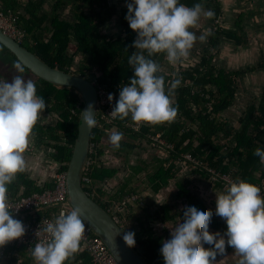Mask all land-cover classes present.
<instances>
[{"label": "trees", "instance_id": "16d2710c", "mask_svg": "<svg viewBox=\"0 0 264 264\" xmlns=\"http://www.w3.org/2000/svg\"><path fill=\"white\" fill-rule=\"evenodd\" d=\"M179 2L189 7L200 3L204 11L211 10L214 13L209 44L204 50L200 63L187 70L179 69L173 74H166L162 70L164 52L150 57L160 67L157 74L164 76L166 90L173 79L179 78L181 81L171 97L172 104L177 108V115L173 120L158 124L147 122L139 124L132 121L130 115L124 119L117 117L115 120L104 119L98 115L97 125L91 138L88 167L84 174L90 181H84L83 185L106 210L110 209L113 201L137 193L136 189L128 187L127 184L108 196L105 188L100 185L114 178L119 170L107 167L102 158L105 155L104 146L108 147L103 144V138H107V134L113 129L123 133L119 148H114L109 143V148L115 153L121 152L128 157L139 149L142 143L150 146L152 144L164 150L165 155L162 156L164 158L155 159L159 164L148 176L150 188L155 194L176 178L180 171L177 161L191 166L193 173L203 179L210 180L217 177L216 183L220 188L228 183L224 179L225 176L233 180L244 179L261 190L264 188V164L254 155L257 147L264 149V92L258 101L253 103L251 101L239 120L240 127L232 126L231 121H228L229 118L226 119L223 115L228 114L234 107L240 90V79L246 74V70H218L213 65L215 53L217 56L222 53L224 36L235 41L237 46L248 43V39L241 36L245 33V28L239 23L236 32L219 29L216 21L222 16V9L217 0L215 2L179 0ZM46 3L52 4L48 13L43 11ZM0 5L5 14L12 13L17 18L18 28L32 39L33 46L23 43V47L52 68L71 72L76 58L81 56L82 60L75 74L87 77L89 80L96 79L98 84L113 87L120 83H129L130 78L133 77V66L128 63V58L133 52L140 50H136L133 46L137 33L129 27L125 18L127 8L122 13L125 37L110 40L105 34V28L114 13L108 0H28L27 2L0 0ZM69 7L71 14L68 19L62 14ZM240 19L244 20V17ZM71 45L76 46L74 53H71ZM16 60L17 58L0 44V78L4 77V80L10 81L15 75H22L28 80V76L31 75L33 78L31 80H37L35 83L37 95L45 99L47 109L51 113L58 115L56 124H35L32 132L39 134L41 140L50 141V147L54 149L53 159L60 164L58 173H65L77 137L83 101L73 89L54 86L26 68L24 73H19L13 67ZM157 135L172 147L167 149L155 142L154 137ZM136 141L139 143L137 144ZM187 155L198 164L186 159ZM133 169L136 173H140L150 168L148 162L141 161V165ZM210 169H214L216 173L213 174ZM56 185V178L39 181L31 178L23 169L7 185L6 200L54 190ZM179 188L177 194L179 198L195 201L208 208L207 204L188 191L185 185L180 184ZM161 206L160 211L157 210L158 212L156 211L157 213L152 216L149 214L150 206L145 208L146 218L158 216L162 222H169L174 221L179 215L181 218L184 215L172 214L168 203ZM41 215L47 214L40 213L39 216ZM140 220L138 218L141 230L139 232L132 230L135 233V247L148 264H164L160 252L161 239L154 236V228L150 225L152 222L145 223ZM226 228L224 220L211 217L210 231H220L223 234ZM15 249L11 246L8 248L10 251ZM16 251L22 256L26 254L27 248H18ZM85 254L91 264L87 251ZM7 255L6 252L5 257H9L8 262L18 259L13 254L8 257Z\"/></svg>", "mask_w": 264, "mask_h": 264}, {"label": "clouds", "instance_id": "9594fccd", "mask_svg": "<svg viewBox=\"0 0 264 264\" xmlns=\"http://www.w3.org/2000/svg\"><path fill=\"white\" fill-rule=\"evenodd\" d=\"M126 6L125 18L137 33L133 46L140 51L128 58L134 75L129 83H120L124 85L110 115L119 119L130 115L137 123L171 121L177 115L171 97L181 81L173 79L166 90L164 76L157 74L160 67L150 57L164 52L172 64L186 59L197 39L189 28L197 23L202 12L208 17L213 12L204 11L200 3L189 7L179 0H126ZM199 38L203 40L204 36ZM13 67L19 73L25 71L20 60H16ZM108 99H113L111 93ZM46 107L45 99L37 95L33 80H25L22 75H15L10 81L0 80V247L25 233L24 224L13 218L6 203L7 185L24 169L23 153L29 135ZM82 119L89 129L96 126L91 104L83 110ZM122 136L123 133L116 130L109 133L114 148L120 147ZM254 155L264 164V149L257 147ZM260 193L258 186L239 178L229 181L223 191L216 192L215 214L227 225L223 234L209 230L211 209L195 201L185 202L181 206L184 215L176 219L170 235L162 242L160 252L164 264H214L226 246L239 254L237 264H264V196ZM47 209L37 214L47 213ZM42 223L44 227H39L37 236L42 231L47 237L38 239L31 247L36 264H64L78 250L85 233L81 210L73 207L67 213L61 211L54 221ZM123 240L129 247L135 246V233L125 231Z\"/></svg>", "mask_w": 264, "mask_h": 264}, {"label": "rangeland", "instance_id": "374dc122", "mask_svg": "<svg viewBox=\"0 0 264 264\" xmlns=\"http://www.w3.org/2000/svg\"><path fill=\"white\" fill-rule=\"evenodd\" d=\"M23 1L27 2L28 0ZM108 1H111V6L113 7V19H116L115 21L119 19L120 21L122 11H124L127 7L126 0ZM212 1L215 2L216 0ZM217 1L221 4L222 9V16L216 21V24L219 25L218 28L236 32L238 30V24L242 23L243 27L245 28V33H242L241 36H245L248 39V43L237 46L235 41L224 36L223 39H225L224 41H226V45H223L222 53L219 56H217L215 53L216 57L213 61V65L218 70H246L247 75L245 74L240 79V90L234 107L228 112V114L224 113L223 115L226 119L229 118L228 121H231L232 126L240 127L239 120L244 115L247 105H249L252 100L258 101L264 92V66L262 67V65H264V0ZM44 9L49 11L50 7L45 5L43 11ZM70 14L71 8L69 7L62 15H65V17L69 19ZM201 14L202 15H200L198 18L197 23L189 28V30L196 35L197 39L194 41L192 48L189 50L188 57L180 62H177L176 64H172L167 61L170 65H174L175 70L176 68L178 70H187L201 62L202 56L204 55V48L207 46L209 41V31L207 30V33L205 29L207 27L212 28L210 18L203 15V12ZM210 17L214 19V13ZM241 17H244V20H241ZM118 29H121L120 32H123L121 27H118ZM123 33L125 37V32ZM105 34L109 36L110 40L117 36H110L111 34L109 31H107ZM201 35L204 36L203 40L199 38ZM206 39H208V41L204 42ZM70 48L71 53H74L76 46L71 45ZM81 60V56L76 58L75 66L72 71H76L78 69V64ZM249 68H256V70L250 73ZM162 70L166 74L175 73L169 67L166 69L163 68ZM57 120L58 117L56 114L53 115L51 113L42 111L39 115L40 123H45L47 125L56 124ZM111 131L112 130H110V132ZM103 139V144L108 146H104L105 155L102 157L105 165L111 168H118L119 170L114 178L100 185L105 188L108 196H110L112 192H115V190L119 188L121 189L128 184V187H133L137 190L136 194L139 196L140 200L137 203H133L132 201L133 209L129 208L127 210H121V214L126 219V221L121 222L123 229H126L127 231L134 230V232H139L141 230V226L137 218H140L141 220H144L145 223L152 222L150 225L152 228H154L155 236L158 234L161 235L163 239H166L169 234L166 228L169 226L172 227V224L175 225V222H168L166 224L163 223L164 225L160 227V224H158L160 220H156L154 217H149V219H147L144 210L150 206V204H152L153 209L151 208L152 210L149 211V214L152 216L158 212L157 210L160 211L159 207L161 205L168 203L171 209H173L171 212L172 214H175V212L176 214H180L182 212L181 206L187 202L185 198H179L177 195L180 190V184L185 185V188L188 191L196 195L204 203L207 202L205 204H207L208 208L213 211V218L219 217L220 219H223L219 215L215 214L216 203L214 202L216 200V192L224 190L226 185L223 188L217 187V177L205 181V179L200 176L202 178L201 180L199 179L200 177H198V175L193 173L191 166L177 161L180 171L176 175V178L172 179L166 187L160 190L158 194H155L150 188L148 176L149 173L153 172L154 167L159 164L155 159L164 158L162 157L165 155L164 150H161L152 144L150 146L142 143L139 149H136L131 155L127 157L124 153L120 152L118 154L109 148V134H107V138L105 137ZM136 142L137 144L139 143V141ZM23 156L25 159L24 170L30 174L31 178L44 181L47 179L57 178L59 175L58 169L60 168V164L55 162L53 159L54 149L50 147V141H47L46 139L41 140L39 138V134L33 133L31 131L28 138V145L23 153ZM141 161L148 162L150 169L148 171L136 173L133 168L141 165ZM129 179H132V181H129ZM202 190L206 191L207 193ZM213 194L214 196L210 197V195ZM108 196L105 198L107 199ZM124 198L125 197H123L121 200ZM121 200L113 201L112 205L116 207L118 202ZM129 216H131V219H129ZM177 217L180 218L181 216ZM152 218H154V221ZM162 228H165L164 231H162ZM163 232L165 235L162 234ZM205 247H207V245H205ZM233 254L235 255L237 253L231 247L226 246L225 252L218 255L214 263L217 264L216 262H219L220 264H236L235 262H230L235 260L232 257ZM237 256H239V254H237Z\"/></svg>", "mask_w": 264, "mask_h": 264}, {"label": "water", "instance_id": "95a60500", "mask_svg": "<svg viewBox=\"0 0 264 264\" xmlns=\"http://www.w3.org/2000/svg\"><path fill=\"white\" fill-rule=\"evenodd\" d=\"M0 44L38 78L54 86L73 89L80 95L83 101V108L79 117L78 133L72 156L66 171V203L70 209L76 207L81 210L84 222L104 240L119 264H148L135 246L129 247L125 243L123 240L125 231L122 226L85 190L83 185L84 174L88 167L89 154L91 152V138L95 126L89 129L82 119V113L91 104L95 120L97 119L99 103L96 86L81 75L52 68L34 53L4 33L2 29H0ZM43 209L45 208H41L36 212Z\"/></svg>", "mask_w": 264, "mask_h": 264}, {"label": "built area", "instance_id": "2783aa9c", "mask_svg": "<svg viewBox=\"0 0 264 264\" xmlns=\"http://www.w3.org/2000/svg\"><path fill=\"white\" fill-rule=\"evenodd\" d=\"M17 25V18L12 14H5L0 5V29L4 31L8 36L17 41L19 44H23L25 41V32L21 31ZM98 90V103H99V112L98 115H101L102 118L115 120L117 117L110 115L113 107L115 106L116 100L119 97V91L124 84H117L113 87H108L106 84H98L97 80L92 81ZM109 93L113 95V99L109 101ZM142 122H139L141 124ZM138 124V125H139ZM154 141L166 147L167 149L171 148L172 145L166 142L161 138L160 135L154 137ZM186 159L198 164L192 159L190 155L186 156ZM210 171L215 174L214 169ZM224 179L229 182L233 181L231 177L225 176ZM57 185L54 190H48L42 193H34L28 197H20L15 199H8L6 203L9 207V210L12 211L13 218L22 221L25 226V233L22 237L17 238L13 241L8 242L3 247H0V256L5 257V253L8 255H18V248L26 247L28 251H31V247L37 242V240H45L47 234L42 231L37 236V231L39 227L41 229L44 227L42 221H54V219L64 211L67 213L71 209L66 203L67 199V187H66V173H59L56 178ZM86 182L90 180L87 177L83 179ZM263 190H261V195L263 196ZM139 202V196L135 194H130L125 196L123 200L118 202V205H111L108 212L114 218L116 222L120 225L122 221H126L125 217L121 214V210L133 209V203ZM49 207L46 210L47 215L39 216L36 211L41 208ZM29 216V217H25ZM85 223V222H84ZM80 245L84 246L87 253L89 254L91 264H119L116 258L108 249L104 240L99 237L93 229L85 223V233L82 236ZM79 245V246H80ZM16 248L14 251L8 250L9 247Z\"/></svg>", "mask_w": 264, "mask_h": 264}, {"label": "crops", "instance_id": "0c3cea01", "mask_svg": "<svg viewBox=\"0 0 264 264\" xmlns=\"http://www.w3.org/2000/svg\"><path fill=\"white\" fill-rule=\"evenodd\" d=\"M110 3V6H111V1L109 2ZM46 5L47 6H49L50 7V9H51V5L52 4H50V3H46ZM111 8H113L112 6H111ZM124 10V9H123ZM50 11V10H49ZM49 11H47L46 9H44V12H46V13H48ZM202 15V14H201ZM210 18V21L212 20V17H209ZM112 19H113V17H112ZM110 20L109 21V24H108V26L105 28L106 29V32L107 31H109V33L112 35V37H115L116 35V37L117 38H120V37H124V33L123 32H125L124 31V29H123V27H122V25H121V22L119 21V19H117V21H115L116 19H113V20ZM118 27H121L122 29H123V32H120V30L121 29H118ZM119 34V35H118ZM114 35V36H113ZM119 36V37H118ZM112 38V39H117V38ZM208 41V39H206L204 42H207ZM226 41H224V44L226 45V43H225ZM203 44V43H202ZM208 44H209V41H208ZM208 44H207V46H208ZM223 44V45H224ZM207 46H205V48L207 47ZM204 48V49H205ZM197 49H199V48H197ZM225 50V49H224ZM168 60L166 59V53H164L163 54V68L164 69H166L167 67H169V68H171V70H173V72H176L178 69L176 68V70H175V67H174V65H170L168 62H167ZM200 63V62H199ZM197 65V64H196ZM196 65H194V66H196ZM162 68V69H163ZM190 68H192V67H190ZM249 69H251L250 70V73L251 72H254L256 69L255 68H249ZM252 69H254V70H252ZM249 74V73H248ZM247 75V74H246ZM254 102V100H252V103ZM250 105V104H249ZM249 105H247V107L249 106ZM198 177H200V176H198ZM199 179H201L202 180V178L200 177ZM205 181H206V179H205ZM216 186L217 187H219L218 185H217V183H216ZM220 188V187H219ZM203 189V188H202ZM220 190V189H219ZM222 190V189H221ZM202 191H204V190H202ZM201 191V192H202ZM223 191V190H222ZM204 192H206V191H204ZM207 193V192H206ZM211 193V192H210ZM214 196V194L213 195H210V197H213ZM202 197V196H201ZM215 199H216V195H215ZM205 203H207V202H205ZM214 203H216V200H215V202ZM153 209V207H152V204H150V211ZM173 210V209H172ZM175 214H176V212H175ZM180 214H184L183 212H181ZM177 215H179V214H177ZM180 216V215H179ZM178 217H176V219H177ZM181 218V217H180ZM138 219V218H137ZM155 219L157 220V219H159V217L158 216H156L155 217ZM176 219L174 220V221H169L170 223L171 222H175L176 221ZM222 220H224V219H222ZM144 221V220H143ZM225 221V220H224ZM163 223H168V222H162L161 220L158 222V224H160L159 226L161 227L162 225H164ZM173 226L172 227H174V224H172ZM171 226H169L168 228H166L167 230H168V236L170 235V228H172ZM163 230L162 231H164V229L165 228H162ZM163 235H165V233L163 232L162 233ZM155 236V235H154ZM155 237H157V238H160L161 239V246H162V242H163V237L161 236V235H158L157 234V236H155ZM208 246V245H207ZM85 251H86V249L84 248V246H79V248H78V250L75 252V253H73L71 256H69L67 259H66V261L64 262V264H89V262H88V258H87V255L85 254ZM228 252V251H227ZM229 254V253H228ZM9 255H7V257H8ZM14 256H16V255H14ZM17 257H18V259H16V260H12V262H8V258H6V257H3V256H0V262H2L1 264H36V262H35V260H34V258H33V256H32V254H31V251H28L27 250V252H26V254L25 255H22L21 256V254H18L17 255ZM232 257L235 259V260H232V261H230V262H235L236 264H237V262H238V260L240 259V256H237V254H233L232 255ZM217 264H220L219 262H216ZM223 263V262H222ZM215 264V263H214ZM228 264V263H227Z\"/></svg>", "mask_w": 264, "mask_h": 264}, {"label": "flooded vegetation", "instance_id": "af4514ba", "mask_svg": "<svg viewBox=\"0 0 264 264\" xmlns=\"http://www.w3.org/2000/svg\"><path fill=\"white\" fill-rule=\"evenodd\" d=\"M123 12V11H122ZM120 22H121V25H122V16H120ZM211 23V25H212V21L210 22ZM207 30L208 31H211V28H209V27H207L206 29H205V31L207 32ZM208 33V32H207ZM209 34L210 33H208V37H209ZM207 38V37H206ZM32 39L26 34V32H25V41H24V43H29L30 45H34V43L31 41ZM75 64V63H74ZM78 66H79V64H78ZM29 77V79H33L32 78V76L31 75H29L28 76ZM1 80H4V77H1L0 78ZM35 83H37V80H33ZM48 106H50V105H48ZM45 112H47V113H51L48 109H47V107L45 108V110H44ZM41 114V113H40ZM51 114H53L54 115V113H51ZM57 115V114H56ZM58 116V115H57ZM35 124H45V123H40V121H39V118H38V120H37V122L35 123ZM96 125H97V122H96ZM96 127V126H95Z\"/></svg>", "mask_w": 264, "mask_h": 264}, {"label": "bare ground", "instance_id": "6f19581e", "mask_svg": "<svg viewBox=\"0 0 264 264\" xmlns=\"http://www.w3.org/2000/svg\"><path fill=\"white\" fill-rule=\"evenodd\" d=\"M121 184V183H120ZM223 186V185H222ZM120 189V188H119ZM264 189V188H263ZM127 193V192H126ZM213 203V202H212ZM162 207V206H161ZM132 211V210H131ZM159 211V210H158ZM142 213V212H141ZM144 216V215H143ZM141 221V220H140Z\"/></svg>", "mask_w": 264, "mask_h": 264}]
</instances>
